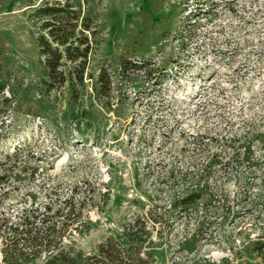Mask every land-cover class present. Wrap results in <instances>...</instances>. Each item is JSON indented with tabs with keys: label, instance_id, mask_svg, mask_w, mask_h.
I'll use <instances>...</instances> for the list:
<instances>
[{
	"label": "rangeland",
	"instance_id": "374dc122",
	"mask_svg": "<svg viewBox=\"0 0 264 264\" xmlns=\"http://www.w3.org/2000/svg\"><path fill=\"white\" fill-rule=\"evenodd\" d=\"M0 81V248L75 188L84 256L264 264V0H0Z\"/></svg>",
	"mask_w": 264,
	"mask_h": 264
},
{
	"label": "trees",
	"instance_id": "16d2710c",
	"mask_svg": "<svg viewBox=\"0 0 264 264\" xmlns=\"http://www.w3.org/2000/svg\"><path fill=\"white\" fill-rule=\"evenodd\" d=\"M49 53L53 54L54 58L51 57L47 60L49 81H45L44 83L46 88L50 90L53 86L50 80L52 78H59V76H53L56 73L61 55L57 54L55 50H50ZM5 88V83L0 81L1 124L3 115H5L8 108H11L12 104L11 98L1 95ZM10 156L12 155H8L7 157ZM187 171L188 170H185L184 173L187 174ZM188 172L192 173L193 170H189ZM197 182L199 181L197 180L194 186H196L198 192L192 193L194 197L193 201L199 198L201 191L205 187L204 183L200 185V183ZM76 191L77 190L73 188V194L66 198L64 200V205L62 207L60 206L50 217L42 216L36 220L37 216H39V213L36 214L39 209V206H37L24 208L17 219H4L2 226H4L5 232H11L12 234L9 237H2L1 242L3 245L0 248L2 264H23L31 262L42 255L45 256V260L42 264H144L148 261V259L139 257V248H141L143 243L148 241L147 238L143 237V234L149 232L145 230V227L139 220H135L132 225L127 227L130 243L134 245L136 250H133V252L127 250L125 258L119 254L121 251L117 248H113L110 244L99 246V256H84L80 251H77L73 245H71L73 242V235L71 232L81 233L82 224L87 225L90 222L84 217V215H86L85 204L83 202L77 203L74 201ZM42 208L44 212H50L52 206L44 205ZM64 210L66 211L64 212ZM53 217H61L62 219L50 221ZM67 240L69 242L68 244L65 243ZM263 248L264 247H261L259 250ZM145 254L147 257L150 256L148 251H146ZM260 255L262 256L264 253L261 252Z\"/></svg>",
	"mask_w": 264,
	"mask_h": 264
}]
</instances>
